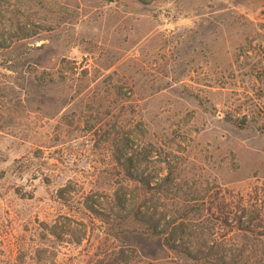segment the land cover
Instances as JSON below:
<instances>
[{"label": "rangeland", "instance_id": "374dc122", "mask_svg": "<svg viewBox=\"0 0 264 264\" xmlns=\"http://www.w3.org/2000/svg\"><path fill=\"white\" fill-rule=\"evenodd\" d=\"M125 191L191 234L120 219ZM120 250L264 264V0H0V264Z\"/></svg>", "mask_w": 264, "mask_h": 264}, {"label": "trees", "instance_id": "16d2710c", "mask_svg": "<svg viewBox=\"0 0 264 264\" xmlns=\"http://www.w3.org/2000/svg\"><path fill=\"white\" fill-rule=\"evenodd\" d=\"M130 162L133 161V158ZM130 178L134 181H140L144 184L151 185V180L143 176L145 180H140L139 176L134 172H130ZM144 181V182H143ZM153 187V186H151ZM161 183L154 185V188L160 189ZM96 200L92 201L90 204V209L94 211H100L101 208L95 206ZM119 206L122 212H118L120 219H133L142 222L147 225L148 229L154 234H164L167 238V242L172 244L174 240H182L187 234H191L189 231L190 225L188 221H184V218L179 220V216H170L169 210H165V206L155 203L154 199L151 198H134L132 197V192L125 191L121 198H119ZM161 206V207H160ZM56 226L54 225L51 229V233L56 234ZM173 245V244H172ZM117 253V252H116ZM132 256H130L127 251L120 250L117 255L110 257L106 264H129Z\"/></svg>", "mask_w": 264, "mask_h": 264}]
</instances>
